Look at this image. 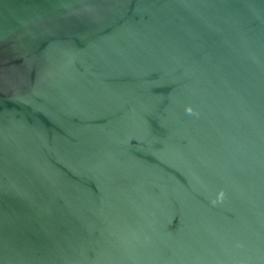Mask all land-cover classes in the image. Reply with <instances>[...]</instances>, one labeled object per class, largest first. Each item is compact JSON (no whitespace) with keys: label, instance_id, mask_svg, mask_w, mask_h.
I'll return each mask as SVG.
<instances>
[{"label":"water","instance_id":"water-1","mask_svg":"<svg viewBox=\"0 0 264 264\" xmlns=\"http://www.w3.org/2000/svg\"><path fill=\"white\" fill-rule=\"evenodd\" d=\"M0 264H264V0H0Z\"/></svg>","mask_w":264,"mask_h":264}]
</instances>
